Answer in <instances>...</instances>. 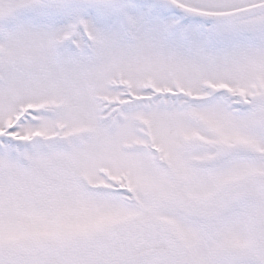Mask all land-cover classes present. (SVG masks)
Here are the masks:
<instances>
[{
	"label": "rangeland",
	"instance_id": "obj_1",
	"mask_svg": "<svg viewBox=\"0 0 264 264\" xmlns=\"http://www.w3.org/2000/svg\"><path fill=\"white\" fill-rule=\"evenodd\" d=\"M33 1L19 3L33 7ZM178 1L204 12H229L264 0ZM8 2L0 0V18L12 21ZM144 10L133 4L94 11L38 7L23 13L32 21H12L19 28L0 26V264H89L100 255L105 259L108 246L117 255L164 246L180 251L186 264L256 263L257 249L245 251L264 210V185L247 188L251 203H226L222 213L213 198L264 175L257 158L264 154V102L246 108L253 95L264 96V27L250 39L241 36L254 33L252 26L239 24L175 44L164 40V23L147 21L152 14ZM131 31L136 44L125 40ZM148 85L166 97L181 92L204 101L219 89L229 94L217 105L179 110L186 97L153 98ZM221 104L249 112L233 116ZM31 105L45 111L14 122L17 109ZM237 145L250 151L230 152L217 163L228 166L214 172L197 169ZM147 147L187 186L186 198L180 195L173 204L177 210L162 211L159 222L149 216L168 200L174 183L168 170L136 150ZM106 177L125 185L141 209L115 201L108 190L96 191L113 187ZM192 190L198 201L187 199ZM142 210L143 223L128 228L136 233L134 242L117 231L112 240L93 242ZM201 213L205 222L195 218Z\"/></svg>",
	"mask_w": 264,
	"mask_h": 264
},
{
	"label": "water",
	"instance_id": "obj_2",
	"mask_svg": "<svg viewBox=\"0 0 264 264\" xmlns=\"http://www.w3.org/2000/svg\"><path fill=\"white\" fill-rule=\"evenodd\" d=\"M43 1L60 3V4L102 6V5H112L129 0H43ZM173 260L175 259L172 256H167V257L164 256L165 264H170L173 262Z\"/></svg>",
	"mask_w": 264,
	"mask_h": 264
}]
</instances>
